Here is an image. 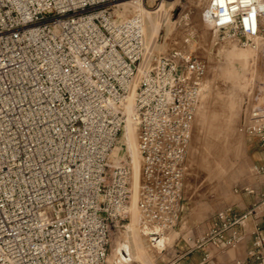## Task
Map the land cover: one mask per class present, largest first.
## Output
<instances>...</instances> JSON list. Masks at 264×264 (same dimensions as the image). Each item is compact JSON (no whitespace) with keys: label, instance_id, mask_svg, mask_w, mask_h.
<instances>
[{"label":"built area","instance_id":"built-area-1","mask_svg":"<svg viewBox=\"0 0 264 264\" xmlns=\"http://www.w3.org/2000/svg\"><path fill=\"white\" fill-rule=\"evenodd\" d=\"M121 1L0 0V264L106 262L129 214L131 168L113 153L130 94L142 228L154 241L181 220L206 65L149 52L142 15L120 18ZM201 19L239 45L264 39V0H207ZM247 131L264 148V114ZM261 207L217 210L194 246L234 245L225 231ZM249 253L264 264L259 226Z\"/></svg>","mask_w":264,"mask_h":264},{"label":"rangeland","instance_id":"rangeland-1","mask_svg":"<svg viewBox=\"0 0 264 264\" xmlns=\"http://www.w3.org/2000/svg\"><path fill=\"white\" fill-rule=\"evenodd\" d=\"M152 1L147 0L143 10L146 49L153 38L151 52L194 55L206 65L185 159L183 213L186 207L194 214L219 210L235 188L247 185L255 174L247 127L264 114V39H256L253 45H239L237 40L221 38L201 19L207 0ZM122 3L129 10L127 17L136 12L134 5ZM121 10L120 5L116 12ZM155 16L160 19L153 27L151 18ZM121 141L126 142V147L122 145L119 157L131 168L126 132ZM133 183L139 197V172L135 178L133 175ZM132 201L133 195L128 217L111 230L104 264L170 263L174 257L171 250L185 218L160 233L159 243L154 242L142 228L137 203L136 216H132ZM128 238L137 240L141 254L126 262L116 246Z\"/></svg>","mask_w":264,"mask_h":264},{"label":"crops","instance_id":"crops-1","mask_svg":"<svg viewBox=\"0 0 264 264\" xmlns=\"http://www.w3.org/2000/svg\"><path fill=\"white\" fill-rule=\"evenodd\" d=\"M249 141L254 168L264 165V148L259 146L254 137L250 136ZM262 200H264V172L255 169V174L249 183L235 188L220 209L232 207L234 211L243 213L254 203ZM189 210V207H186L182 214L181 219L185 218V224L182 223L179 228V235L171 250L174 257L168 264H261L250 255L249 251L253 248L256 227L259 226L264 232L263 207L257 214H247L242 223L235 224L225 231V237L236 238L234 245L229 246L215 245L211 242L204 246H194L196 239L212 225L217 210L197 214Z\"/></svg>","mask_w":264,"mask_h":264},{"label":"bare ground","instance_id":"bare-ground-1","mask_svg":"<svg viewBox=\"0 0 264 264\" xmlns=\"http://www.w3.org/2000/svg\"><path fill=\"white\" fill-rule=\"evenodd\" d=\"M122 2H127V3L129 2V4L134 5L135 6L134 8H135L136 12H139L142 15V18H143V34H144V14L146 13V12L144 13V11H145L144 10V6L145 5L142 4L139 1H137L136 3H133V2H131L129 0L121 1L120 4L122 6V10L117 13L120 18H126L127 14L129 13V10L127 9V7L125 5H123ZM159 19L160 18L158 16H155V17L151 18V20H152L151 23L153 24V27L158 25ZM155 33H157V32H155ZM259 41L260 40H258V43H259ZM144 42H145V37H144ZM152 42H153V38L150 40V43L147 46L148 47L147 50L149 52H150V45H151ZM132 99H133V94H130L129 98H128V102H129V105H128V116H127V119H126L125 124L123 126V130H122L121 136L118 139V144L116 145L113 154H114L115 158L118 159L119 158V152H120V150L122 148V145H124L126 147V145H125L126 142L124 143L123 141H121L122 136L125 137V132H126V136H127L128 141H129V148L131 149V161H132V165H133V170H132V165H131V191H132L131 195H133L132 216L135 218V216H136L135 204L137 203L138 195L136 193V189H135V186H134V183H133V175H134V178H135L137 176L138 172H139V182H140V170H139V168H140V155H139L138 148H137L136 127H135V124L133 123V121L131 120V117L129 115L130 114L129 113L130 112V106L132 104ZM135 134H136V139H135ZM133 191H134V193H133ZM133 239H130V238L125 239V240L122 241V243H119L116 246V251H118L120 253L121 258L124 261H126V262L130 261L133 258L135 259V258L139 257V254H141V253H139L140 245L137 243V240L135 241ZM161 239H162V236L159 234L155 238L154 242H158L159 243V241Z\"/></svg>","mask_w":264,"mask_h":264}]
</instances>
